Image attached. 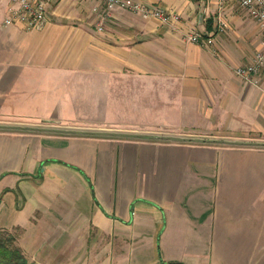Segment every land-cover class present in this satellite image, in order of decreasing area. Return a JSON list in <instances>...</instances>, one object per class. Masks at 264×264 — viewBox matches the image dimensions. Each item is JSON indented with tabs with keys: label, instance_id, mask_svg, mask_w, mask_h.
<instances>
[{
	"label": "crops",
	"instance_id": "obj_1",
	"mask_svg": "<svg viewBox=\"0 0 264 264\" xmlns=\"http://www.w3.org/2000/svg\"><path fill=\"white\" fill-rule=\"evenodd\" d=\"M89 1L25 32L0 0V229L35 264H264V72L235 73L260 26L232 0H135L180 21L118 9L99 31ZM114 126L185 140L81 130Z\"/></svg>",
	"mask_w": 264,
	"mask_h": 264
},
{
	"label": "built area",
	"instance_id": "obj_2",
	"mask_svg": "<svg viewBox=\"0 0 264 264\" xmlns=\"http://www.w3.org/2000/svg\"><path fill=\"white\" fill-rule=\"evenodd\" d=\"M56 0H10L8 13L5 18V26H18L25 32L43 31L51 22L50 12ZM104 5L106 16L112 12L122 9L131 11L143 19H155L161 23L170 21H180V17L161 6H148L135 0H98ZM247 15L253 19L262 31V49L253 55L249 63L235 69V73L244 82L253 86H261V74L264 72V0H232ZM103 31V27L98 28ZM225 25L218 27V33L224 32ZM214 35L211 33H201L194 31L187 36L192 43L203 47H212Z\"/></svg>",
	"mask_w": 264,
	"mask_h": 264
},
{
	"label": "rangeland",
	"instance_id": "obj_3",
	"mask_svg": "<svg viewBox=\"0 0 264 264\" xmlns=\"http://www.w3.org/2000/svg\"><path fill=\"white\" fill-rule=\"evenodd\" d=\"M57 1V0H56ZM55 1V2H56ZM83 1V0H81ZM98 1V0H96ZM93 3L92 0L89 1V3ZM98 3V7H96L94 9V11H96L97 15H98V19L99 21H95V24H98V28L99 27H103L104 28V25L109 22V20L111 19L110 17H112V13L109 14L108 16H106V11H105V8H104V5H102L101 3H99V1L97 2ZM102 7H101V5ZM71 9H76L77 8V5L71 3V5L68 7V10L67 11H71ZM73 12V11H72ZM72 19V18H71ZM78 18L77 17H73V20L72 21H77ZM91 20L92 17H91ZM99 30V29H98ZM100 31V30H99ZM256 53V52H255ZM254 53V55H255ZM92 101V100H91ZM35 127H47L49 128L47 125H42V126H35ZM80 130V129H79ZM81 130H84V131H87V132H92V131H95V133H97V135H101V136H113V135H103L101 134V132H117V133H137V134H147V135H150V136H154V137H157V138H151V140H155V141H163L160 137H164V136H174V137H178L179 135L176 134V133H171V132H166L165 130L163 129H147V130H141V131H137V132H129V131H125V130H121L120 128H116L115 126L114 127H111V128H99V129H92V128H89V129H81ZM157 130V131H155ZM99 131V132H98ZM28 132V131H27ZM32 132H36V131H32ZM116 136V135H115ZM116 137H121V138H133V137H125V136H116ZM140 139H144V138H140ZM167 141H170V140H167ZM8 231V230H7ZM10 232H13L15 233L16 235H18L17 231L14 230V231H10ZM17 241H18V238H17Z\"/></svg>",
	"mask_w": 264,
	"mask_h": 264
},
{
	"label": "trees",
	"instance_id": "obj_4",
	"mask_svg": "<svg viewBox=\"0 0 264 264\" xmlns=\"http://www.w3.org/2000/svg\"><path fill=\"white\" fill-rule=\"evenodd\" d=\"M0 264H35L30 262L13 232L0 229Z\"/></svg>",
	"mask_w": 264,
	"mask_h": 264
},
{
	"label": "water",
	"instance_id": "obj_5",
	"mask_svg": "<svg viewBox=\"0 0 264 264\" xmlns=\"http://www.w3.org/2000/svg\"><path fill=\"white\" fill-rule=\"evenodd\" d=\"M10 129L22 130V131H36V132H58V133H73V131L65 130V129H57V128H45V127H32V126H9ZM103 135H113V136H125V137H133V138H157L154 136H150L147 134H137V133H117V132H101ZM162 140H170V141H182L185 140L182 137H174V136H164L160 137ZM197 140V139H196Z\"/></svg>",
	"mask_w": 264,
	"mask_h": 264
}]
</instances>
